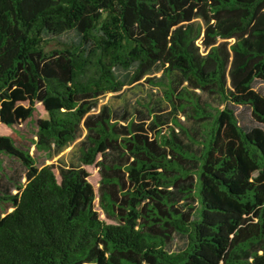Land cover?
<instances>
[{"label":"trees","instance_id":"16d2710c","mask_svg":"<svg viewBox=\"0 0 264 264\" xmlns=\"http://www.w3.org/2000/svg\"><path fill=\"white\" fill-rule=\"evenodd\" d=\"M68 30L77 40L45 48ZM159 71L169 113L100 104ZM257 79L264 0H0V123L12 130L0 154L26 168L16 192L0 191V264H264ZM238 105L259 124L245 129ZM83 128L78 165L31 153L52 157ZM176 234L187 240L172 250Z\"/></svg>","mask_w":264,"mask_h":264},{"label":"rangeland","instance_id":"374dc122","mask_svg":"<svg viewBox=\"0 0 264 264\" xmlns=\"http://www.w3.org/2000/svg\"><path fill=\"white\" fill-rule=\"evenodd\" d=\"M78 35L75 30H68L58 35L57 37L50 39L45 48L51 50L56 47L62 46L64 42H71L77 40ZM162 77V72H155L149 74L138 82L124 86V88L117 93H108L100 99V104L108 103L112 105L118 112L123 113L128 110L133 116H138L140 112H145V106L149 103L155 110V113H161L165 115L172 110L171 104L166 100L163 89L158 85V81ZM254 88L264 94V80L257 79L254 82ZM202 98L211 101L214 105H219L220 102L215 95L207 93H201ZM38 112L36 115L45 116V111L42 105H37ZM236 112L239 120L245 129H249L251 126L258 125L259 123L254 120L251 114V108L247 105L236 106ZM179 117L188 126H196V122L192 118L185 119V116L180 113ZM147 123L150 119L146 120ZM19 133L13 132V136L18 143H29L30 137L35 131V123L33 120L25 122L17 127ZM12 130L0 123V133L9 134ZM87 131L85 128L80 133V136L71 145L65 148L63 151L54 154L52 157H48L44 154H38L35 151L34 146L31 147V153L38 157V164L55 163L56 165L72 166L79 164L80 156V144L84 139ZM23 136L24 139H21ZM90 171V181L98 188L100 174L99 167L97 165L85 166ZM26 168L15 156H9L0 154V191L11 188L13 192L17 191L16 185L18 183H24L26 181ZM98 204V203H97ZM186 236L176 234L173 242L170 245V249L177 250L183 248L186 244Z\"/></svg>","mask_w":264,"mask_h":264}]
</instances>
